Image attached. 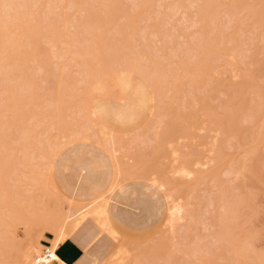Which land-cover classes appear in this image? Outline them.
Segmentation results:
<instances>
[{"label": "rangeland", "instance_id": "1", "mask_svg": "<svg viewBox=\"0 0 264 264\" xmlns=\"http://www.w3.org/2000/svg\"><path fill=\"white\" fill-rule=\"evenodd\" d=\"M42 2L79 4L92 0H42ZM117 2L131 4L140 0ZM149 2L154 4L179 2L187 6L227 3L231 0H149ZM252 2L258 4L259 0ZM231 14L230 9L206 10L199 7L196 9L165 7L151 10L127 8L116 14L105 13L103 10L65 8L59 13L64 18L62 22H57L55 30L41 25L37 42L38 55L42 58L34 64L29 61L28 67H25L21 60L19 71L23 74L18 77V83L14 88L15 96L22 101L19 105L20 121L17 124V138L20 143L15 149L14 181L10 198L6 202L0 199V259L3 255L13 260L15 254L13 244L24 237V226L16 218L45 222L47 215L54 212L62 216L74 214L68 222L70 228L68 227L65 242L73 239L83 245L85 252L84 257L74 264H80L81 260L87 261L88 264H123L126 257L121 256L120 251L125 247L124 241L117 243L115 238L101 231L103 220L97 212L101 207H108L112 212L138 220L151 230L164 231L167 226L169 236L175 230L177 251L172 258L178 264H184L186 260L208 258H213L220 264L229 261L232 264L252 260L259 262L258 252L249 254L240 243L243 220L235 215L239 197L233 196L228 187L234 179L232 161L238 153H233L225 147L223 134L219 142L217 141L215 133L220 129L214 128L211 122L206 124L199 118L195 108L198 103L199 113H203L205 110H212L221 96L228 97V102L236 109L237 121L246 117L249 119V124L245 128L248 134L247 146L255 152L258 165L260 154L264 152V138L261 135L264 115L260 103L261 37L258 30L249 37L240 31L238 25H229L225 17ZM40 15L56 16L57 13L54 9L41 10ZM255 15L258 17V9ZM129 25H132L131 31H125ZM154 36L159 38L153 39ZM31 43L33 41L25 37L19 46L27 49ZM52 43L55 44L54 49ZM245 45L253 49V56L249 62V69L253 74L251 80L247 78L246 70L242 68L240 61V53L245 50ZM233 52L236 53L235 59L232 58ZM97 59L105 62L107 79L108 73L120 69L131 70L133 66L132 70L136 72L151 77L154 75L152 79L155 86L166 78L181 82L179 89H172V107L169 111L161 112L157 103L156 113L153 114L152 107L148 106L146 115L137 127L118 132L115 142V149H118V152L115 155L119 156L122 166H137V161L132 155L125 159L122 143H131L130 138L133 137L154 138L156 121L161 116L168 117L167 126L174 128L175 132L166 138V143L163 141L160 143L161 155L156 167L146 173L127 177L119 182L114 176L111 181L100 187H86L81 184L80 176L74 168L69 167V171L64 174L70 182L69 186L65 187L63 183H58L49 188L41 181L38 164L34 161L38 162L45 155L50 142L69 145L65 152L66 160L71 159L74 137L78 139L81 136L83 138L90 136L93 140L90 147L98 153L109 154L111 142H106L102 132L112 137L113 129L106 117L97 116L93 120L89 115L96 102L101 99L92 94L91 87L95 81L89 79V68ZM41 67L43 73L38 74ZM136 72L130 75L127 90L111 88L106 79V102L116 111H119L121 106L138 105L145 89L148 90V98L151 99L154 85L144 75ZM57 78L60 79L56 81ZM209 84L212 85L211 88L208 87ZM157 99L159 100V91ZM57 113L58 116L55 115ZM170 144L171 147H168ZM112 158L114 156L109 155V159ZM178 167L195 171L196 180L180 178L172 173ZM155 178L166 182L167 190L161 191L152 182ZM240 183L241 187L256 193V205L252 215L255 217V227L259 229L264 220L260 216L261 185L258 167L247 183L243 180ZM167 194L173 199L180 198L177 200L185 210L194 207L195 216L185 211L182 217L183 224L178 220L173 228L170 227L168 216L171 199ZM41 238L44 245H50L49 234L43 233ZM196 239L206 240V243L192 246ZM185 240L188 241L187 244ZM256 247L257 249L261 247L259 241ZM42 248L43 246L40 250Z\"/></svg>", "mask_w": 264, "mask_h": 264}, {"label": "snow or ice", "instance_id": "2", "mask_svg": "<svg viewBox=\"0 0 264 264\" xmlns=\"http://www.w3.org/2000/svg\"><path fill=\"white\" fill-rule=\"evenodd\" d=\"M182 9V8H202L206 10H231L232 14L225 17L226 22L238 25L242 33H246L249 37L253 36L256 31L260 34V59H261V92L260 103L262 115H264V0L259 3L252 0H231L227 3L215 4H190L183 5L179 2L170 4H154L149 0H140L131 4H123L117 0H92V2L79 4L64 3H44L42 0H30V2H20V0H0V199L5 202L8 200L13 187V164L16 155L15 149L20 141L17 138V124L20 121L19 105L22 103L15 96L14 88L18 83V77L23 73L19 71L21 60L24 66H29L41 59L38 55L39 44L37 42L41 25L46 28L55 30L57 22H62L63 18L59 15L61 10L69 9H89L103 10L105 13H119L121 9L131 8L133 10H151V9ZM55 10L57 15H44L41 17V10ZM258 9V17L255 15ZM247 13V15H245ZM111 19V17H106ZM159 19V17H157ZM187 19V16H186ZM119 23L117 29L119 30ZM132 25L125 31H131ZM58 35H60L58 33ZM28 37L33 41L27 49L20 47V42ZM62 38V36H61ZM159 37L154 36L153 39ZM253 56V49L249 45H245V50L240 53L241 66L246 70L249 80L253 74L249 69V62ZM232 58H236L233 52ZM43 73V68L38 69V74ZM239 78V77H238ZM89 79L95 81L92 88V94L101 97L96 102V106L90 111V118L95 120L97 116L107 118L109 126L113 129L111 137V147L109 154H101L90 147L93 140L88 138L74 137L75 143L72 145V155L70 160L65 159V152L69 145H61L59 142L49 143L46 148L45 155L34 163L38 164L41 181L49 188L63 183L65 187L69 186V181L64 175L69 171V167L74 168L77 175L80 176L81 184L86 187H100L111 181L115 176V180L119 182L127 177H135L148 172L156 167L157 160L161 153L159 150L160 143H166V138L175 132L174 128L167 126L168 117L161 116L156 121L154 131L155 137H142L141 139H131V143H122L123 154L125 159L132 155L137 161L136 167L122 166L118 155H115V142L118 132L125 131L129 128L137 127L139 122L146 115V108L152 107L153 114L156 113V105L159 103L160 111H169L172 107V89H179L180 81L166 78L161 81L151 92V99L148 98V90L145 89L141 102L128 107L121 106L119 111L106 102L107 93V68L104 61L94 60L89 68ZM83 86V85H81ZM212 87L211 84L208 85ZM159 90V100L157 99ZM255 103L253 97L252 104ZM83 107V104H82ZM199 118L205 123L211 122L214 128L220 130L215 133L219 142L221 134L225 141V147L238 155L232 161V176L234 179L230 186L231 194L239 197L238 208L235 213L237 217L243 220L242 230L240 234V243L245 251L249 254L258 252L260 256L259 262L241 261L239 264H264V223L260 228L255 227V217L252 211L256 205V193L251 189L241 187V180L247 183L248 179L254 176L257 167L260 177V216L264 220V152H261L257 165L255 152L247 146L248 134L245 131L249 124L246 117L237 121L236 109L228 102V97L221 96L219 101L213 105L212 110H205L199 113V104L195 105ZM187 111V108L185 109ZM83 115V112L81 113ZM27 135V133H25ZM261 135L264 138V123L261 124ZM171 147V145H167ZM109 155L114 158L109 159ZM207 167V166H206ZM177 176H187L189 180L195 179L193 173H176ZM231 179V178H230ZM161 191H165L166 186L157 185ZM187 211L188 214L195 216L196 209L189 207L181 209V218H177L175 211L172 214L171 223L175 226L177 220L183 224V215ZM222 212L224 209L221 210ZM97 215L103 220L101 225L102 233H107L115 238L117 243L124 241L125 247L120 251V255L126 257L123 264H178L172 257L177 251L176 232L173 230L171 235H167V226L165 230H151L138 220L132 217L122 216L112 212L108 207H101ZM207 232V229H206ZM66 239L63 231H52L50 245L46 251L42 252L43 259L35 261V264H64L63 259L57 254V249ZM259 241L261 247L257 249L256 245ZM188 241L185 240V244ZM206 243V240L196 239L192 246ZM167 255L165 256L164 254ZM164 257V258H161ZM0 264H19L8 258L0 259ZM28 264H32L29 260ZM80 264H88L87 261L81 260ZM184 264H220L213 258L202 260H186ZM226 264H232L231 261Z\"/></svg>", "mask_w": 264, "mask_h": 264}, {"label": "bare ground", "instance_id": "3", "mask_svg": "<svg viewBox=\"0 0 264 264\" xmlns=\"http://www.w3.org/2000/svg\"><path fill=\"white\" fill-rule=\"evenodd\" d=\"M64 16V15H63ZM64 18V17H63ZM65 20V19H64ZM201 20V19H200ZM197 24V23H196ZM43 32V31H42ZM54 32V31H53ZM53 34V33H52ZM65 38V37H64ZM65 40V39H64ZM75 41V40H74ZM88 43V42H87ZM53 44V43H52ZM78 44V43H77ZM132 44V43H131ZM54 45V47H53ZM52 45V49L55 48V44ZM133 45V44H132ZM105 48V47H104ZM134 48V47H133ZM67 50V49H66ZM93 53V52H92ZM77 55V54H76ZM83 55V54H82ZM65 57V56H64ZM76 57V56H75ZM78 57V55H77ZM142 59V58H141ZM23 62V61H22ZM134 64V63H132ZM23 65V64H22ZM59 65V64H58ZM196 66V65H195ZM132 69H133V66H131ZM129 67V68H131ZM61 68V67H60ZM131 69V70H132ZM27 70V69H26ZM130 69H120L118 71H112L111 73H108L109 75V78L107 79L108 82L110 83V87L111 88H117V89H122V90H127L126 88L128 87V85L130 84L129 82V78H130V75L133 73V72H136L134 70L131 71ZM69 71V70H68ZM60 72V70H59ZM136 73H139V74H142L144 75L145 73H140V72H136ZM197 74V73H196ZM59 77V76H58ZM141 77V75H140ZM145 78H147L149 81H151V84H153V88H156L155 84H154V81H153V77H151L150 75H144ZM189 78V77H188ZM194 78V77H193ZM197 78V77H196ZM50 79V78H49ZM60 79V78H57L56 81ZM142 79H144L142 77ZM190 80V79H189ZM195 80V79H194ZM147 81V80H146ZM153 82V83H152ZM66 85V84H65ZM94 86V84H93ZM93 86L91 87V90L93 88ZM58 87V86H57ZM151 87V86H150ZM152 88V87H151ZM22 89V88H21ZM89 89V87H88ZM88 89L86 91H88ZM159 91V90H158ZM15 92V91H14ZM57 93V92H56ZM60 93V92H59ZM86 93V92H85ZM56 96V95H55ZM59 96V95H58ZM238 97V96H237ZM57 99V98H56ZM54 99L56 102L57 100ZM258 99V98H257ZM61 101V100H60ZM29 102V101H28ZM55 103V102H54ZM58 104V102L56 103ZM259 105V104H258ZM47 106V105H46ZM55 107V105H53ZM158 106V105H157ZM234 106V105H233ZM260 107V106H259ZM86 109V108H85ZM88 111V110H87ZM87 113V112H86ZM85 113V114H86ZM59 113L55 114L56 116H58ZM58 120V119H57ZM81 121V120H80ZM46 123V122H45ZM59 123V122H57ZM57 125V124H56ZM57 128V127H55ZM24 130V129H23ZM63 130V129H62ZM33 131V130H32ZM83 131V130H82ZM101 133V132H100ZM35 134V133H34ZM88 135V134H87ZM23 137V136H21ZM94 137V136H93ZM102 137L107 141H110L111 142V137L110 135H107L105 133L102 132ZM101 137V138H102ZM53 138V137H52ZM27 139V138H26ZM22 140V139H21ZM48 140V139H47ZM103 140V139H102ZM169 140V139H168ZM169 142V141H168ZM27 144V143H26ZM55 144V143H54ZM111 144V143H110ZM163 145V144H162ZM171 145V144H170ZM118 146V145H117ZM22 147V146H20ZM31 148V147H30ZM161 148V147H160ZM118 150V149H117ZM116 149H115V154L116 152H118ZM164 150V149H163ZM123 152V151H122ZM172 152L175 153V150H173ZM21 153V152H20ZM174 153H171V154H174ZM31 154V153H30ZM121 154V153H120ZM40 155V154H39ZM19 156V155H18ZM26 156V155H25ZM41 156V155H40ZM177 156V155H176ZM43 157V156H42ZM23 158V157H22ZM30 159V158H29ZM31 160V159H30ZM175 160V159H174ZM127 161V160H126ZM21 162V161H19ZM30 162V161H29ZM173 162H176V161H173ZM196 162V161H195ZM136 163V162H135ZM29 164V163H28ZM129 164V163H128ZM14 165V164H13ZM30 165V164H29ZM194 165V164H193ZM197 165H206L205 163L204 164H201V163H197ZM35 170V169H34ZM33 170V171H34ZM28 171V170H27ZM171 172V171H170ZM185 172H188V173H193V171L191 170H188L187 168L185 167H178V168H175L173 170L172 173L176 174V173H185ZM195 172V171H194ZM29 173V172H28ZM38 175V174H37ZM158 177V176H157ZM180 178H187V176H184V175H180L178 176ZM152 179V178H151ZM196 180V179H195ZM14 181V180H13ZM152 182L156 185H163V186H166V182H163L157 178L153 179ZM31 185V184H30ZM42 185V184H41ZM46 186V185H45ZM182 186V185H181ZM37 187V186H36ZM180 187V186H179ZM46 188V187H45ZM31 189V188H30ZM113 190V189H112ZM109 191L111 192V190L109 189ZM17 192V191H16ZM42 192V191H41ZM108 192V191H107ZM167 192V191H166ZM52 193V192H51ZM12 195V194H11ZM168 195V194H167ZM108 196V195H107ZM36 197L39 198V196H37L36 194ZM44 197V196H43ZM53 197V196H52ZM56 197V196H55ZM169 199H171V205H170V209H169V216H168V223L170 225V227H174V225L171 223V219H172V214L173 212L175 211L176 213V216L177 218H181V212L180 210L183 208L184 209V206L177 200V199H173V197L171 195H168ZM10 198V196H9ZM45 198V197H44ZM32 199V198H31ZM106 199V198H105ZM40 200V199H39ZM43 200V199H42ZM46 200V199H45ZM52 200V199H51ZM101 200V199H100ZM37 201V199H36ZM55 201V200H54ZM23 202V201H22ZM32 202V201H31ZM39 202V201H38ZM70 204V203H69ZM7 205V204H6ZM40 205V204H39ZM56 205V204H55ZM233 205V204H232ZM4 206V205H3ZM8 206V205H7ZM10 206V205H9ZM30 206V205H29ZM89 206V205H87ZM86 206V207H87ZM6 207V206H5ZM21 208V207H19ZM27 208V207H26ZM63 208V207H62ZM2 209V208H1ZM31 209V208H30ZM77 209V208H76ZM79 209V208H78ZM10 210V209H9ZM32 210V209H31ZM30 210V211H31ZM58 210V209H57ZM56 210V211H57ZM27 211V210H25ZM64 211V210H63ZM62 211V212H63ZM51 212V211H50ZM59 212V211H58ZM14 213V212H13ZM28 213V212H27ZM32 213V212H31ZM36 213V211H35ZM72 213V211H71ZM63 214V213H62ZM71 216H74L71 215ZM70 215H65V216H62L60 213H49L47 215V218H46V221L45 222H38V221H34V220H27L25 221V219H21V217H18L16 219H19L18 221L22 222V225L24 226V237L20 240H18L16 242V244L14 245L13 244V247L15 248V254L13 255V261H16V262H19V264H28V261L31 260L32 261V264H35V261L37 260H42L40 259V255H41V252L43 250V248L40 250V247H42V245L40 244V237L43 233H46V234H49L52 236V231H63L64 234H65V237L67 238V230L70 228L68 226V222L71 220V217ZM8 217V216H7ZM32 217V216H31ZM76 217V216H75ZM12 218V216H11ZM15 219V221H16ZM6 220V219H5ZM179 220V219H178ZM177 220V221H178ZM1 223V222H0ZM74 223V222H73ZM16 223H14L15 225ZM4 225V224H3ZM71 225V223L69 224ZM76 224H74L75 226ZM1 226V225H0ZM6 227V226H5ZM69 227V228H68ZM169 227V226H168ZM14 226H12V230H13ZM8 229V228H6ZM171 229V228H169ZM11 230V229H10ZM69 233V232H68ZM3 236V235H2ZM16 236V235H15ZM4 237V236H3ZM10 240V239H9ZM14 243V242H13ZM4 246V245H3ZM45 245H43L44 247ZM6 247V246H5ZM49 247V245H47V248ZM1 251V250H0ZM11 252V251H10ZM9 252V253H10ZM1 253V252H0ZM13 253V252H12ZM3 254V253H2ZM11 255V253H10ZM1 256V254H0ZM5 257V256H4ZM3 255H2V258H4ZM6 258V257H5ZM9 259V258H8Z\"/></svg>", "mask_w": 264, "mask_h": 264}, {"label": "crops", "instance_id": "4", "mask_svg": "<svg viewBox=\"0 0 264 264\" xmlns=\"http://www.w3.org/2000/svg\"><path fill=\"white\" fill-rule=\"evenodd\" d=\"M49 238L51 239L52 236L49 235ZM65 240L60 248L57 249V254L63 259L64 264H74L84 257V247L73 239L67 240L66 242ZM39 242L42 246L44 245L41 237Z\"/></svg>", "mask_w": 264, "mask_h": 264}, {"label": "built area", "instance_id": "5", "mask_svg": "<svg viewBox=\"0 0 264 264\" xmlns=\"http://www.w3.org/2000/svg\"><path fill=\"white\" fill-rule=\"evenodd\" d=\"M47 245H48V244H46V245L43 247L42 252H44V251L47 250ZM42 252H41V255H40V259H43Z\"/></svg>", "mask_w": 264, "mask_h": 264}]
</instances>
